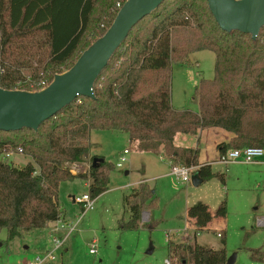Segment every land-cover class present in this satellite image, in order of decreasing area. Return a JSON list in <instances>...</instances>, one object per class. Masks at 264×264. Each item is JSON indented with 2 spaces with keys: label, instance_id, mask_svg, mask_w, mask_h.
Masks as SVG:
<instances>
[{
  "label": "trees",
  "instance_id": "16d2710c",
  "mask_svg": "<svg viewBox=\"0 0 264 264\" xmlns=\"http://www.w3.org/2000/svg\"><path fill=\"white\" fill-rule=\"evenodd\" d=\"M116 2L0 0V87H46L104 34L120 8ZM197 50L214 52V76L201 79L195 89L198 111L175 109L170 103L171 63H188L189 54ZM93 92L94 97L77 96L37 130H0V151L19 147L32 160L16 166L0 159V230H6L8 240L45 228L61 216V182L89 178L91 199L108 189L115 166L103 156H91V162L94 157L102 160L91 163L88 174L74 175L67 167L88 157L92 130L126 133L136 150L163 154L172 165L195 167L202 182L217 173L198 162V147L174 144L177 133L195 135L210 127L230 132L228 141L216 146L219 156L244 147L264 150V26L252 39L248 33L221 29L207 0H163L130 29L96 78ZM123 201L129 215L120 219L119 227L136 230L142 212L157 208L158 196L140 182ZM226 213L225 200L213 213L204 203L192 206L191 238H167L171 264H226L224 245L203 247L195 239L213 218H225ZM158 223L150 215L145 225L153 229ZM250 258L264 262V250H251Z\"/></svg>",
  "mask_w": 264,
  "mask_h": 264
},
{
  "label": "rangeland",
  "instance_id": "374dc122",
  "mask_svg": "<svg viewBox=\"0 0 264 264\" xmlns=\"http://www.w3.org/2000/svg\"><path fill=\"white\" fill-rule=\"evenodd\" d=\"M108 11L111 15L112 10ZM214 60L213 51L197 50L189 54L188 63H171L170 103L175 109L198 111L195 89L201 79L213 78ZM198 139V134L177 133L174 144L200 146L203 157L217 158L214 139L205 133L200 142ZM89 143L92 154L104 156L115 168L110 173L108 189L94 198L93 206L83 214L81 204L75 203L72 196L88 193L87 180L78 177L60 183L57 194L60 211L65 220L77 223V228L55 251L52 264H164L167 238L180 242L192 236L195 228L194 219L188 214L190 208L204 203L214 212L222 200L226 201L225 218H213L208 228L196 234V242L213 249L224 245L228 256L235 254L233 264H264L250 258L251 250H264V223H260L264 220V155L261 163H214L212 170L217 175L194 185L191 180L184 182L170 173V160L167 159V163L155 154L136 150L125 133L94 130ZM124 149L129 153L118 166ZM91 156L89 154L83 163L91 165ZM4 161L21 166L32 160L23 153H14ZM87 164L82 168L88 170ZM190 170L192 174L195 167ZM140 182H146L155 191L157 208L152 213L142 212L136 230L122 229L119 221L129 215L123 198ZM150 215L159 220L153 229L145 225ZM52 226L53 222L45 228L21 232L11 240L7 239L6 230L1 229L0 264H26L27 260L43 253V249L49 250L53 247ZM218 232L224 235V244ZM92 241L96 242L95 254L89 252Z\"/></svg>",
  "mask_w": 264,
  "mask_h": 264
},
{
  "label": "water",
  "instance_id": "95a60500",
  "mask_svg": "<svg viewBox=\"0 0 264 264\" xmlns=\"http://www.w3.org/2000/svg\"><path fill=\"white\" fill-rule=\"evenodd\" d=\"M162 1L125 0L104 34L91 43L69 69L55 74L43 89L27 91L0 87V130H37L44 120L77 96L94 97L93 84L111 55L130 29ZM207 4L219 27L225 31L237 30L255 39L264 26V0H207ZM101 160L94 157L92 165L96 166ZM190 179L194 185L202 181L197 171ZM234 260L235 254H232L227 257L226 264H233Z\"/></svg>",
  "mask_w": 264,
  "mask_h": 264
},
{
  "label": "built area",
  "instance_id": "2783aa9c",
  "mask_svg": "<svg viewBox=\"0 0 264 264\" xmlns=\"http://www.w3.org/2000/svg\"><path fill=\"white\" fill-rule=\"evenodd\" d=\"M117 7L122 6V1H118L116 3ZM113 13V11H111ZM29 80V78L27 79ZM128 150L124 149L122 154L119 157V162L117 163L118 166L122 165V162L126 160V154ZM14 153L22 154L21 149L18 147L17 150L13 151L10 150L8 147L4 148L0 151V159H5L13 155ZM264 155V150L259 147H244V148H237L231 149L227 151L224 155H220L218 160L221 163L228 164L231 162L240 161L243 163H254L260 157ZM83 162H69L67 163L68 170L72 174H88L90 170V164L88 163V170L82 168ZM191 167L181 166V165H170V173L178 177L180 180L187 182L190 180L191 177ZM83 169V171H82ZM73 201L75 203L81 204L83 209L82 214L93 206V199H91L87 193H84L80 196H73ZM260 223H264L262 220ZM77 228V223H72L70 221L65 220L62 216L58 219L53 221V226L51 227V242L53 247L49 250L44 251L41 254H37L34 256L33 259L27 260L26 264H52V261L55 256V251L62 247L65 240L68 236ZM218 236H221V233H217ZM89 252L91 254H95L97 252L96 242L92 241L89 244ZM164 264H171L168 259L165 260Z\"/></svg>",
  "mask_w": 264,
  "mask_h": 264
},
{
  "label": "crops",
  "instance_id": "0c3cea01",
  "mask_svg": "<svg viewBox=\"0 0 264 264\" xmlns=\"http://www.w3.org/2000/svg\"><path fill=\"white\" fill-rule=\"evenodd\" d=\"M173 107V106H172ZM174 108V107H173ZM92 131H94V130H92ZM91 131V132H92ZM91 132H90V134H91ZM115 132H118V131H115ZM122 133V132H121ZM203 133H205L208 137H210V139H214V144H215V151H216V153H217V158H213V159H208L207 158V156H202L201 155V153H202V151L200 150V146H197L198 148H199V155H198V162L200 163V164H209L210 165V167H211V169L213 168V164L214 163H220L219 162V160H218V158H219V153H218V150H217V145L219 144V143H221V142H226V141H228V139L232 136V134L230 133V132H228V131H226V130H224V129H222V128H219V127H210V128H204V129H200V130H198V132H197V134H198V136H199V139H198V142H200V139H201V137H202V134ZM90 134H89V137H90ZM126 134V133H125ZM127 137H128V135H127ZM175 137H176V135H175ZM174 137V138H175ZM141 152H143V151H141ZM127 153H129V151L127 152ZM148 153H151V152H148ZM89 154H91V155H94V154H92L91 152H90V150H89ZM122 154V153H121ZM152 154H154V153H152ZM156 156H158V158L160 159V160H162V161H164V162H167L168 163V158L167 157H165L163 154H160V155H157V154H155ZM104 157V156H103ZM168 159V160H167ZM238 162H240V161H238ZM261 162H263V160L261 159V157L257 160V161H255L254 163H261ZM169 165L171 164V163H168ZM24 165V164H23ZM22 166V165H21ZM213 171V170H212ZM223 176V181L225 180V177H224V175H222ZM191 180V179H190ZM88 182H89V180L87 179V186H88ZM202 182V181H201ZM199 184V183H198ZM136 187V186H135ZM134 188V187H133ZM72 198H73V196H72ZM57 202H58V198H57ZM59 205V204H58ZM210 209V208H209ZM210 211H211V209H210ZM212 212V211H211ZM213 213V212H212ZM60 215L63 217V218H65L64 217V214L61 212L60 213ZM212 222V221H211ZM210 222V223H211ZM209 223V224H210ZM50 224V223H49ZM209 224L206 226V228H208V226H209ZM205 228V229H206ZM33 230H36V229H33ZM219 230H221V229H219ZM32 231V230H31ZM44 251H46L45 249H43L42 250V252H44ZM41 252V251H40ZM40 252H37V253H40Z\"/></svg>",
  "mask_w": 264,
  "mask_h": 264
}]
</instances>
